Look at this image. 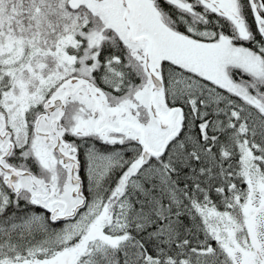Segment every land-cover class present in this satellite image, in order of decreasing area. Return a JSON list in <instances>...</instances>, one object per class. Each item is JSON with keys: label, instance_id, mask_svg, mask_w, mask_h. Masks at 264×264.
<instances>
[{"label": "snow or ice", "instance_id": "snow-or-ice-1", "mask_svg": "<svg viewBox=\"0 0 264 264\" xmlns=\"http://www.w3.org/2000/svg\"><path fill=\"white\" fill-rule=\"evenodd\" d=\"M0 264H264V0H0Z\"/></svg>", "mask_w": 264, "mask_h": 264}]
</instances>
